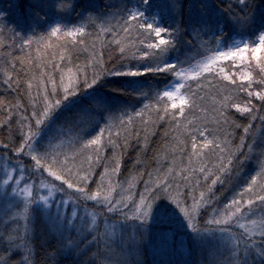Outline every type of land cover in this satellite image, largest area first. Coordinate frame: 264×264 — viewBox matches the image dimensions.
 <instances>
[{"label":"snow or ice","instance_id":"1","mask_svg":"<svg viewBox=\"0 0 264 264\" xmlns=\"http://www.w3.org/2000/svg\"><path fill=\"white\" fill-rule=\"evenodd\" d=\"M49 9L59 21L72 7L57 0L7 5L29 30ZM7 15L0 9V32L8 28L20 40L14 46L30 47L32 38ZM81 19L97 28V39L112 35L110 51L93 44L83 65L70 57L64 64V55L42 67L28 57L11 64L27 77L31 112L16 120L18 135L12 116L13 108L27 111L21 100L0 120L9 133L0 140V203L7 205L0 215V264H37L38 248L48 264H97L98 258L99 264H196L189 259L196 251L212 256L206 264H264V139L247 138L264 112V0H120ZM61 32L62 23L51 22L48 35ZM86 32L84 24L64 26L63 36L83 45ZM3 74L8 90L21 86L19 73ZM206 80L216 83L210 106L202 95ZM105 85L115 86L106 91ZM128 96L153 103L131 106L129 115ZM161 129L166 142L169 136L175 142L168 145L171 164L140 170L142 161L134 159L125 181L113 180L128 166V150L146 155ZM230 129H242L239 142ZM253 157L258 171L231 198L218 194L217 185L232 191L225 184ZM153 159L160 164L159 153ZM88 202L98 210L82 212ZM110 216L118 219L109 227Z\"/></svg>","mask_w":264,"mask_h":264},{"label":"trees","instance_id":"2","mask_svg":"<svg viewBox=\"0 0 264 264\" xmlns=\"http://www.w3.org/2000/svg\"><path fill=\"white\" fill-rule=\"evenodd\" d=\"M19 2L21 4L26 5L30 2V0H19ZM61 2L71 5L72 10L70 12H64L60 20L57 21L58 13L55 9H49V15L47 19L39 24L31 25V30H29V25H21L17 22V15L14 11L7 10V5L10 3V0H0V9H5L8 12L7 22L15 24L18 30L19 28H23L26 33L25 38H32L31 46L25 47L23 48V50H21L20 48L13 45V41H15V45H19L20 40L18 38L13 37L12 32L9 31L8 28H5L3 32H0V102H2L0 103V120L6 118L4 115V111L8 109L9 104L15 105L17 100H21V102L27 109V111L25 112L23 109L17 110L13 108L12 121L14 135H18V132L16 131V120L20 118V115H27L29 112H31V108L28 106V97L25 95V85L23 84V81L27 79V77L23 72L20 71L21 65H19L18 63L16 64L15 70L11 68V64L16 61V58H31L33 61L36 62V66L42 67L45 63H61L60 57L61 55H64V64H67L68 58L70 57L72 64L83 65L85 60L91 55L93 44H95L97 51H99L102 44L107 49L109 41L112 40L111 34L105 36L103 33H101L99 35V38L97 39V28H94L89 24L85 23L81 19V17L88 16L89 14L94 15L96 12L104 8L105 4H108L109 6L119 5L120 0H57V3ZM53 21L62 23V32L58 34L57 37H50L48 35V33L50 32L51 22ZM81 24H84L87 29V32L83 37L85 43L83 45L75 44V46H73V40L69 37L63 36L64 26L68 28H75L77 26H80ZM112 24L115 25L116 21L113 20ZM98 25L99 21H97V26ZM117 31H119L118 27ZM120 38H123V34H121ZM225 44H227V41H225ZM4 45H8V47H4ZM107 50L110 51L111 49ZM105 59H107V56L105 57ZM72 64L68 66L70 67L72 66ZM36 66H29L30 72H35L36 75L39 77V72L36 71ZM224 66L225 71H229L228 62H224ZM4 69L11 71L13 74V78L16 77L17 73L20 74L21 86L19 88L16 86L15 83H13V90H8L6 85L3 84V80L5 79V76L3 74ZM56 78L57 80L59 79V74H56ZM108 79L115 80L117 78L109 77ZM112 86L115 85H105V90L109 91ZM32 94H36L35 86L32 89ZM202 95L207 96V100L205 101V103L210 106L212 100L216 98V83L214 80H206L202 82ZM123 100H127V103L129 105V115L132 114L131 106H134L136 110H141L143 105H150L153 103L150 100H142L138 97L132 96L124 97ZM123 100L121 102H123ZM149 111H152V109L149 108L147 111H145L146 118H149ZM259 116H264V112L257 113V119L252 122V134L247 137L249 141H255L257 144L260 143L261 139H264V124H262L261 120L259 119ZM134 119L136 120L137 126L139 127V118L134 117ZM83 126L88 127L89 123L85 120ZM230 131L233 132V139L236 142H239V137L242 134V129H230ZM8 135L9 133L7 130L0 129V140H4L5 137ZM174 143L175 142L172 140L171 136H169L167 142L165 141V139L163 138V130L161 129V131L157 135L150 138V147L147 148L146 155L142 154L138 158L135 151H133L132 149L128 150L127 155L124 157V159L129 162L128 166L122 170L119 176L113 175L112 179L119 182H124L125 178L129 174V168L132 167L131 161L134 159H139L140 161H142L140 170H143L145 165H147L148 168H155L158 166L167 168L173 160V157L171 155L172 148L168 145ZM157 153H159V165H157L153 159L157 156ZM13 159H16V157H13ZM20 159L24 160V162L27 163L26 158ZM187 160V155H185L183 157L184 164H187ZM175 163L180 164L179 153H176ZM100 171H103V167L97 166V177H99ZM256 171H258L257 159L253 157L251 159L245 160L242 166V171L236 172L234 170L231 180L229 181V183L225 184L226 189L228 187L234 186L232 191L221 192L220 186L217 185V193L220 194L222 197L227 196L228 198H231L235 195L237 191H239L240 186L246 180L250 179L251 175L255 174ZM146 178L147 177L145 176V179ZM105 184H107V179L105 180ZM93 187H95V185H93ZM143 187V183H139L137 187L133 189V196L138 198V192L142 190ZM224 202H226V200L222 199L221 206ZM80 210L82 212H93L97 211L98 209L94 208L91 202H88L86 206L82 203ZM117 219L118 218L116 216H110L108 222L112 224L116 222ZM98 224L100 228L103 229L104 217H100L98 219ZM128 232L130 234V228ZM117 235H119L118 231ZM37 253V264H48L44 252L38 248ZM216 255L218 259H222V257L219 255V252H217ZM224 255L226 256V253H224ZM211 258L212 256L208 252L201 253L199 251L194 252L189 257V259L195 261L196 264H206V261L210 260ZM151 259V253H146L145 260L151 261ZM97 264H99V258L97 259Z\"/></svg>","mask_w":264,"mask_h":264},{"label":"rangeland","instance_id":"3","mask_svg":"<svg viewBox=\"0 0 264 264\" xmlns=\"http://www.w3.org/2000/svg\"><path fill=\"white\" fill-rule=\"evenodd\" d=\"M13 161H15V159H13ZM3 167H4V161L0 160V174H2L3 171ZM9 167H11V164H9ZM7 209V205L0 203V215L3 214V211H5ZM14 212V209H13ZM113 224V223H112ZM111 223L108 222V226L110 227L112 225ZM105 226V225H104ZM103 226V228H104Z\"/></svg>","mask_w":264,"mask_h":264}]
</instances>
